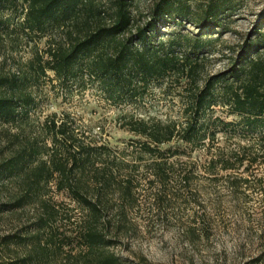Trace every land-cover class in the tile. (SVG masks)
Here are the masks:
<instances>
[{
    "label": "rangeland",
    "instance_id": "1",
    "mask_svg": "<svg viewBox=\"0 0 264 264\" xmlns=\"http://www.w3.org/2000/svg\"><path fill=\"white\" fill-rule=\"evenodd\" d=\"M111 1L91 0L95 8L111 7ZM129 1L134 15L133 30L143 24L157 0ZM182 1L189 7L192 19L160 27L164 38L175 34L194 36L203 30H209L212 38L199 50V55L189 54L193 62H198L191 77L172 73L163 81L149 84L135 102L114 105L95 85L74 86L65 91L53 72L45 71V75L25 90L35 98L28 116L16 123H0V161L27 140H41L44 135L40 124L47 116L56 113L57 117H62L67 113L78 138L106 144L116 158L128 164L114 172L116 178L131 177L132 197L122 200L115 184L101 196L105 202L106 232L113 239L108 250L115 253L122 264H264V257L255 260L259 255L264 256V160L248 168L244 161L230 170L215 167L210 171L207 165L211 157L238 151L240 146L250 144V139L257 148V138L243 137L238 125L216 123L215 138L205 139V146L192 153L186 148L185 153L169 158L171 177L164 181L148 165L152 163L151 157L138 149V141L145 138L120 125L124 113L162 121H183L191 94L211 76L227 72L235 65L241 44L255 28L261 32L258 42L264 48V0ZM211 3L218 4L220 14L216 25L203 27L199 19ZM26 7L24 0H0V75L30 71V61L35 54L46 56L48 46L66 44L70 30L73 34L82 32L81 23L87 14L80 13L77 21L62 27L48 28V33L40 37L21 29ZM254 36L250 34L251 38ZM0 92L11 93L5 88ZM215 117L223 122L239 119L229 107L219 104L206 111L205 118L213 120ZM209 123L213 128L215 123ZM48 142L46 139L47 145ZM176 145L170 142L161 144L160 148ZM96 163L101 165L99 161ZM185 168L191 170L190 180L179 183L178 175ZM238 178L247 181L231 187L229 182H238ZM55 179L42 185L39 199L0 213V242L6 236L20 240L0 245V264L32 251L34 239L30 236L35 232L39 216L47 218L40 241L47 243L48 251L45 258L31 264H89L86 249L79 246L74 229L84 213L67 191L56 189ZM23 189L20 178L0 181V203L13 201ZM61 241L70 244L57 250L56 245Z\"/></svg>",
    "mask_w": 264,
    "mask_h": 264
},
{
    "label": "trees",
    "instance_id": "2",
    "mask_svg": "<svg viewBox=\"0 0 264 264\" xmlns=\"http://www.w3.org/2000/svg\"><path fill=\"white\" fill-rule=\"evenodd\" d=\"M24 1L27 7L20 22L21 29L40 37L48 33V28L62 27L77 21L80 13L87 14L81 23L82 32L73 34L70 30L66 44L48 46L46 56L35 54L30 61V71L0 75V89L11 91L10 94L0 92L1 124L16 123L28 116L29 109L35 105V98L25 90L45 75V71L53 72L65 91L74 86L85 88L95 85L111 104L133 103L154 81H163L172 73L191 77L198 62H193L189 54L199 55V50L212 40L209 30L194 36L175 34L164 38L160 27L192 19L189 7L182 0L155 1L147 19L133 30L134 15L129 0H112V6L108 8H95L91 0ZM219 11L218 4L207 5L203 18L199 19L203 27L216 25ZM252 33L255 35L253 38L250 37ZM252 33L241 44L235 65L227 72L211 76L191 94L183 121L140 118L130 113L121 115L123 128L145 138L138 141V149L151 157L152 163L148 165L158 178L165 181L171 177L169 158L185 153L186 148L192 153L205 146V139L213 140L216 123L238 125L243 137H255L258 142L257 148H254V140L250 139L252 142L240 146L238 151L211 157L207 162L210 171L215 167L234 169L244 161L247 163L245 168H248L264 160V48L258 42L261 32L255 28ZM260 49L263 50L260 52ZM215 104L229 107L239 116L238 121L205 118L206 111ZM68 119L67 113L62 117L50 114L40 124L44 135L41 140H27L0 161V181L20 178L24 187L13 201L0 203V213L22 208L39 199L42 185L56 178V189L67 191L84 213L82 221L74 229L78 233L79 246L86 249L89 264H122L120 258L108 250L113 239L106 232L103 219L105 202L101 196L115 184L122 200L132 197L134 186L131 177L121 175L116 178L114 172L121 171L128 164L124 159L116 158L106 144L78 138ZM209 121L215 123L213 128H210ZM170 142L177 145L164 150L160 148L161 144ZM96 161L101 165H96ZM190 172V168H185L178 175L179 183H188ZM84 176H87L86 180ZM243 181L247 179L231 180L229 185L237 187ZM46 221V217H38L35 232L30 236L34 239L32 251L4 264H31L47 256V243L40 241ZM17 242L20 240L6 236L0 245ZM69 244L61 241L56 245L57 250ZM263 257L259 255L255 260Z\"/></svg>",
    "mask_w": 264,
    "mask_h": 264
}]
</instances>
